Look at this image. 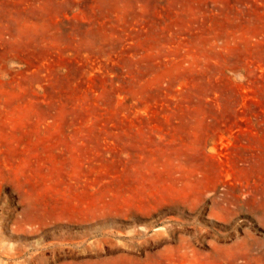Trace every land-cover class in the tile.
<instances>
[{
    "label": "rangeland",
    "instance_id": "rangeland-1",
    "mask_svg": "<svg viewBox=\"0 0 264 264\" xmlns=\"http://www.w3.org/2000/svg\"><path fill=\"white\" fill-rule=\"evenodd\" d=\"M255 202L264 0H0V264H264Z\"/></svg>",
    "mask_w": 264,
    "mask_h": 264
},
{
    "label": "bare ground",
    "instance_id": "bare-ground-1",
    "mask_svg": "<svg viewBox=\"0 0 264 264\" xmlns=\"http://www.w3.org/2000/svg\"><path fill=\"white\" fill-rule=\"evenodd\" d=\"M245 206L246 205L240 204V205H238L237 209L241 211ZM245 208H247L249 213L251 212L253 215L258 217V221L260 222V224H262L264 226V207L260 203L255 202V203H252V205L248 204V207H245ZM178 248L180 250L181 247H178ZM262 250H263V253H264V249H262ZM174 252H175V250H174ZM223 252L227 253V250H224ZM172 253H173V251L170 252V254H172ZM162 260H164V258H161V261L159 262L160 264H163ZM118 263L119 264H131V263H126L125 260L122 257H120L118 260H116V261H114V262H112L110 264H118Z\"/></svg>",
    "mask_w": 264,
    "mask_h": 264
}]
</instances>
